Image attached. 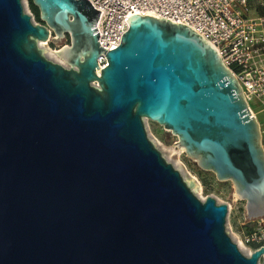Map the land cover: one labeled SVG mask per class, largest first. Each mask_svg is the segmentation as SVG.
I'll return each instance as SVG.
<instances>
[{
  "label": "water",
  "instance_id": "95a60500",
  "mask_svg": "<svg viewBox=\"0 0 264 264\" xmlns=\"http://www.w3.org/2000/svg\"><path fill=\"white\" fill-rule=\"evenodd\" d=\"M31 1L42 23L0 0V264H264V247L244 254L228 235V207L193 194L196 179L145 132V118L170 129L232 181L247 217L264 216L260 123L215 48L134 14L103 49L90 1ZM64 34L55 54L69 67L39 47Z\"/></svg>",
  "mask_w": 264,
  "mask_h": 264
},
{
  "label": "built area",
  "instance_id": "2783aa9c",
  "mask_svg": "<svg viewBox=\"0 0 264 264\" xmlns=\"http://www.w3.org/2000/svg\"><path fill=\"white\" fill-rule=\"evenodd\" d=\"M88 1L100 11L97 41L103 49L119 46L129 26L128 17L134 14L180 22L196 31L215 48L223 65L240 85L250 114L264 118V0ZM106 60L102 52L97 58L100 69L106 66ZM234 241L238 248L240 245L247 248L248 254L264 247V216H245Z\"/></svg>",
  "mask_w": 264,
  "mask_h": 264
},
{
  "label": "rangeland",
  "instance_id": "374dc122",
  "mask_svg": "<svg viewBox=\"0 0 264 264\" xmlns=\"http://www.w3.org/2000/svg\"><path fill=\"white\" fill-rule=\"evenodd\" d=\"M21 1L24 11L31 14L32 21L39 23V21L35 19L34 12L29 7V0ZM68 38L69 37H62L58 42L48 40L43 42L41 46L39 44V47L44 51V56L46 58L60 65L62 64L65 67H69L63 59H60L55 54V51L60 49L61 46L69 44ZM262 117L263 116H259L261 119L260 129L264 128V118ZM143 121L146 135L154 143L155 147L161 151L164 159L178 169L183 179H196L197 187L191 189L193 194L202 200L208 196L214 197L218 204H225L226 207H228V212L225 217V227L228 235H230L233 240H236L241 228V223L247 215L244 201L240 200L234 192L232 181L230 179L226 181L219 180L216 178L213 171L201 168L194 160L190 159L183 149L180 150L174 145L178 137L172 134L170 129H165L163 125L159 124L157 121H151L146 118ZM262 142H264V132H262ZM244 249L245 247L240 250L245 254ZM246 251H248L247 248Z\"/></svg>",
  "mask_w": 264,
  "mask_h": 264
},
{
  "label": "trees",
  "instance_id": "16d2710c",
  "mask_svg": "<svg viewBox=\"0 0 264 264\" xmlns=\"http://www.w3.org/2000/svg\"><path fill=\"white\" fill-rule=\"evenodd\" d=\"M29 7L34 12L36 21H39L40 23H42V21H40V19H39V11H38V8L33 5V3H32L31 0H29Z\"/></svg>",
  "mask_w": 264,
  "mask_h": 264
},
{
  "label": "bare ground",
  "instance_id": "6f19581e",
  "mask_svg": "<svg viewBox=\"0 0 264 264\" xmlns=\"http://www.w3.org/2000/svg\"><path fill=\"white\" fill-rule=\"evenodd\" d=\"M39 44H40V46H41V45H43V42H40ZM239 248L242 250V249H243V248H242V245H240ZM244 252L248 254V251H246V248L244 249Z\"/></svg>",
  "mask_w": 264,
  "mask_h": 264
},
{
  "label": "flooded vegetation",
  "instance_id": "af4514ba",
  "mask_svg": "<svg viewBox=\"0 0 264 264\" xmlns=\"http://www.w3.org/2000/svg\"><path fill=\"white\" fill-rule=\"evenodd\" d=\"M65 36L64 37H69V35H67V34H64ZM69 39V38H68ZM68 42H70V39L68 40Z\"/></svg>",
  "mask_w": 264,
  "mask_h": 264
},
{
  "label": "crops",
  "instance_id": "0c3cea01",
  "mask_svg": "<svg viewBox=\"0 0 264 264\" xmlns=\"http://www.w3.org/2000/svg\"><path fill=\"white\" fill-rule=\"evenodd\" d=\"M258 120H259V123H261V119L260 118H258ZM261 126V125H260ZM261 130H264V128H262Z\"/></svg>",
  "mask_w": 264,
  "mask_h": 264
}]
</instances>
